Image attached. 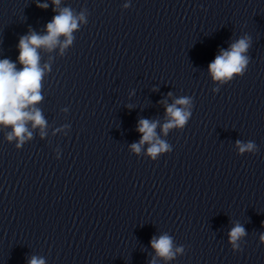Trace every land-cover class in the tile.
<instances>
[{
    "label": "clouds",
    "instance_id": "9594fccd",
    "mask_svg": "<svg viewBox=\"0 0 264 264\" xmlns=\"http://www.w3.org/2000/svg\"><path fill=\"white\" fill-rule=\"evenodd\" d=\"M51 2L55 6L53 11H58V14L47 23L46 34L40 35L33 31L19 40L17 62L21 65L20 69H17L16 62L0 59V127L11 129L6 139L9 142L16 140L17 149H20L26 140L32 138V132L28 128L29 123L33 129L37 127L41 129V138L45 135L46 120L36 105L43 100L42 81L45 72L50 71V65H41L39 49L44 48L52 52L59 47L60 53L63 54L73 42V32L79 29L81 23H87L84 11L76 14L70 7L60 8L61 0H51ZM36 6L46 9L48 4L37 3ZM128 6L126 3L124 8ZM61 37L64 39L61 40ZM249 47V38L243 37L233 42L227 50L221 49L208 65V72L213 81L226 83L235 76H242L249 63V57L246 55ZM190 106V98L181 97L166 107L168 119L162 125L164 135H167L169 130L183 128L188 123L192 112L186 109ZM158 123L148 119L139 120L137 131L141 134V139L138 143L130 145L132 152L140 154L142 147L147 144L146 155L155 161L160 154L171 151L170 145L157 135ZM236 146L241 154L252 152L256 148L252 142L237 141ZM245 235V228L240 224H236L231 229L229 243L233 249L239 248L238 242ZM260 241L264 243V234L261 235ZM150 243L156 256L165 260H171L177 253L183 251L182 247L174 249L173 239L167 234L160 235L159 238L153 237ZM28 264H45V260L33 256ZM151 264H155V260Z\"/></svg>",
    "mask_w": 264,
    "mask_h": 264
}]
</instances>
